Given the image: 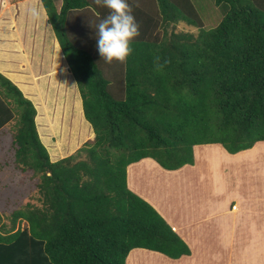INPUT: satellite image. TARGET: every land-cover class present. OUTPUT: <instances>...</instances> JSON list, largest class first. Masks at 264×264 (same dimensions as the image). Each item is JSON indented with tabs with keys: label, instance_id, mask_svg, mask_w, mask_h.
<instances>
[{
	"label": "trees",
	"instance_id": "16d2710c",
	"mask_svg": "<svg viewBox=\"0 0 264 264\" xmlns=\"http://www.w3.org/2000/svg\"><path fill=\"white\" fill-rule=\"evenodd\" d=\"M203 1L128 0L139 35L119 83L69 32L73 11L90 8L103 19L109 9L95 0H42L95 136L52 161L35 105L0 72V129L15 123V156L37 175L41 202L13 210L6 221L0 211V264H128L134 248L173 259L191 254L163 215L128 187L127 167L151 157L175 170L194 164L197 144L237 153L264 141V0H214L223 16L209 28ZM181 21L198 31H177ZM73 118L82 125L81 113Z\"/></svg>",
	"mask_w": 264,
	"mask_h": 264
},
{
	"label": "crops",
	"instance_id": "0c3cea01",
	"mask_svg": "<svg viewBox=\"0 0 264 264\" xmlns=\"http://www.w3.org/2000/svg\"><path fill=\"white\" fill-rule=\"evenodd\" d=\"M33 6L40 10L38 19L29 13ZM0 72L41 105L42 89L51 86L53 79L68 80L70 85L76 82L42 0H0ZM255 147L264 153V141ZM252 148L229 153L218 143L197 144L194 164L175 170L151 157L129 164L128 187L163 215L191 254L173 259L134 248L126 262L154 264L148 261L152 256L165 264H264V251L254 253L264 250V178L259 175V186L242 174V165L233 167L224 160L230 156L241 163L245 158L236 157L248 155ZM193 171L197 172L191 176ZM191 181L197 183V192H185L182 187Z\"/></svg>",
	"mask_w": 264,
	"mask_h": 264
},
{
	"label": "rangeland",
	"instance_id": "374dc122",
	"mask_svg": "<svg viewBox=\"0 0 264 264\" xmlns=\"http://www.w3.org/2000/svg\"><path fill=\"white\" fill-rule=\"evenodd\" d=\"M55 1L60 5L61 0ZM203 4L205 5L204 10H206L203 17L205 20L204 25L209 28L217 24V21L222 18L223 12L219 6L215 4L214 0H204ZM100 20L101 18L96 11L90 8L75 10L69 17V32L71 38L78 45L89 48L95 56H98V52L95 47L94 28ZM176 30L197 32L198 28L181 21L176 25ZM123 64L124 62L113 60L111 63H102V68L108 77H112L114 82L118 81L120 83L123 77L121 74ZM54 78H56V76H54ZM50 84L51 86L46 84L47 86L42 89L45 91V95L41 96L42 101H44L42 103L44 104H37V99L30 100L33 102L38 112L35 121L40 138L47 147L51 160L56 161L70 154H76L84 144L93 140L95 133L92 125L85 119L82 98L77 82L70 85L68 80L59 83L58 80L53 79V82ZM80 113L82 116V125L79 124L81 126H75L73 117L75 115H80ZM71 120L74 123L73 127H75V129L69 134L70 132H68V129L70 124L68 121L71 122ZM14 124V122L7 123L0 129V211L4 215V221H6L5 217L13 210L24 207L25 204L29 202H32L36 206H41V202L38 199L39 193L37 192V175L33 170L23 168L15 156L16 145L13 142ZM84 127L89 128L88 135L83 134L82 128ZM257 145L261 146V143ZM216 150V152H218L219 148H216ZM79 156L81 159L85 158V150H82ZM225 156L224 154V157ZM224 160H228L227 162L233 165V167L242 165V174L254 179L259 186L261 185L259 175L264 178L263 151L254 155L253 159H247L241 163L230 156L226 157ZM204 169L205 168L202 167L199 171H203ZM196 172L197 171H193L191 176H194ZM182 187L185 189V192L198 191L197 183L193 181L184 183ZM24 225H26V222H21V226ZM263 251L262 248L255 249L254 253ZM148 261L149 263L158 264V262L152 259H148Z\"/></svg>",
	"mask_w": 264,
	"mask_h": 264
},
{
	"label": "clouds",
	"instance_id": "9594fccd",
	"mask_svg": "<svg viewBox=\"0 0 264 264\" xmlns=\"http://www.w3.org/2000/svg\"><path fill=\"white\" fill-rule=\"evenodd\" d=\"M109 9L108 14L95 26V47L105 62L113 60L123 62L132 49L130 41L139 35V23L133 15L128 0H95ZM29 13L36 19L40 10L33 6Z\"/></svg>",
	"mask_w": 264,
	"mask_h": 264
},
{
	"label": "bare ground",
	"instance_id": "6f19581e",
	"mask_svg": "<svg viewBox=\"0 0 264 264\" xmlns=\"http://www.w3.org/2000/svg\"><path fill=\"white\" fill-rule=\"evenodd\" d=\"M252 151H249L247 154H249V155H244V154H239L236 158L238 159V160H242L243 158H245V160H251V159H253V156L254 155H256V154H259L260 153V151H263V149L262 148H259V147H255V148H252L251 149ZM246 156V157H245ZM153 255V254H152ZM154 256V255H153ZM154 258V257H153ZM152 258V256H151V258L150 259H152V260H155L156 261V259H153ZM156 262H158V264H165V263H160V261H156Z\"/></svg>",
	"mask_w": 264,
	"mask_h": 264
}]
</instances>
